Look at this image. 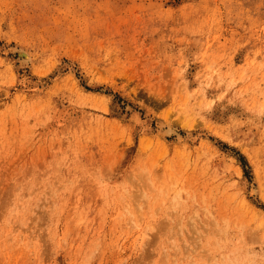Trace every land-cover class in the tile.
<instances>
[{
	"label": "rangeland",
	"instance_id": "obj_1",
	"mask_svg": "<svg viewBox=\"0 0 264 264\" xmlns=\"http://www.w3.org/2000/svg\"><path fill=\"white\" fill-rule=\"evenodd\" d=\"M0 264H264V0H0Z\"/></svg>",
	"mask_w": 264,
	"mask_h": 264
},
{
	"label": "bare ground",
	"instance_id": "obj_2",
	"mask_svg": "<svg viewBox=\"0 0 264 264\" xmlns=\"http://www.w3.org/2000/svg\"><path fill=\"white\" fill-rule=\"evenodd\" d=\"M15 48V47H14ZM15 53L18 55V57L20 58L21 62L23 64H29L28 62H30V55L29 53L24 50V49H21V48H16L15 50ZM168 134H176L178 136V132L176 129L174 128H168L167 131H166ZM182 136V135H181ZM181 136H178V139L179 137ZM183 137V136H182ZM181 140V139H180ZM255 193V192H254Z\"/></svg>",
	"mask_w": 264,
	"mask_h": 264
}]
</instances>
